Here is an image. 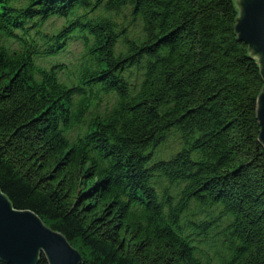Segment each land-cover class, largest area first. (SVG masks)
<instances>
[{"label":"trees","instance_id":"obj_1","mask_svg":"<svg viewBox=\"0 0 264 264\" xmlns=\"http://www.w3.org/2000/svg\"><path fill=\"white\" fill-rule=\"evenodd\" d=\"M23 1L60 8L84 61L73 90L36 62L53 53L5 46L0 14V190L13 207L81 264H264V80L235 0Z\"/></svg>","mask_w":264,"mask_h":264},{"label":"water","instance_id":"obj_2","mask_svg":"<svg viewBox=\"0 0 264 264\" xmlns=\"http://www.w3.org/2000/svg\"><path fill=\"white\" fill-rule=\"evenodd\" d=\"M235 32L248 46L264 80V0H235ZM259 140L264 147V85L257 99ZM44 254L48 264H81L79 251L32 211L18 210L0 190V260L36 264Z\"/></svg>","mask_w":264,"mask_h":264},{"label":"rangeland","instance_id":"obj_3","mask_svg":"<svg viewBox=\"0 0 264 264\" xmlns=\"http://www.w3.org/2000/svg\"><path fill=\"white\" fill-rule=\"evenodd\" d=\"M72 48H73V46H72Z\"/></svg>","mask_w":264,"mask_h":264}]
</instances>
